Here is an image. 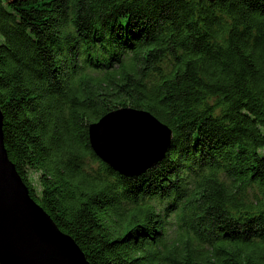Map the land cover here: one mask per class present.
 <instances>
[{"label":"trees","instance_id":"16d2710c","mask_svg":"<svg viewBox=\"0 0 264 264\" xmlns=\"http://www.w3.org/2000/svg\"><path fill=\"white\" fill-rule=\"evenodd\" d=\"M172 130L137 175L89 127ZM5 146L91 264H264V0H0Z\"/></svg>","mask_w":264,"mask_h":264},{"label":"water","instance_id":"95a60500","mask_svg":"<svg viewBox=\"0 0 264 264\" xmlns=\"http://www.w3.org/2000/svg\"><path fill=\"white\" fill-rule=\"evenodd\" d=\"M3 118L0 108V264H91L31 196L5 146ZM89 136L99 158L131 176L163 159L172 130L150 112L126 107L92 123Z\"/></svg>","mask_w":264,"mask_h":264}]
</instances>
